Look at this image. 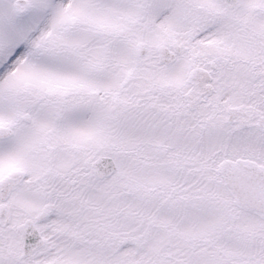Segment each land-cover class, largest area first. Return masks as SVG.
<instances>
[{
    "label": "snow or ice",
    "instance_id": "6c2138e0",
    "mask_svg": "<svg viewBox=\"0 0 264 264\" xmlns=\"http://www.w3.org/2000/svg\"><path fill=\"white\" fill-rule=\"evenodd\" d=\"M0 264H264V0H0Z\"/></svg>",
    "mask_w": 264,
    "mask_h": 264
}]
</instances>
